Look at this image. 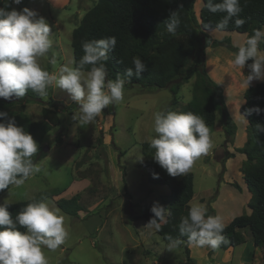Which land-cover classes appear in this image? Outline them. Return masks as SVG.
Returning a JSON list of instances; mask_svg holds the SVG:
<instances>
[{"label": "rangeland", "instance_id": "1", "mask_svg": "<svg viewBox=\"0 0 264 264\" xmlns=\"http://www.w3.org/2000/svg\"><path fill=\"white\" fill-rule=\"evenodd\" d=\"M95 1L27 0L24 5L12 4L17 10L23 7L35 10L49 22L53 44L48 56L40 58L44 69L56 72L60 65L73 66L72 29ZM213 32L212 37L223 39L227 36L236 45H240L244 38L241 39L242 35L236 32ZM158 51L166 49L161 46ZM218 52L221 54L219 58L215 56ZM53 54L57 59L55 67L49 63ZM233 58L232 51L225 47H208L197 66L203 67L213 80H218L225 105L236 124V133L234 137L225 136L221 126L222 115L217 112L211 132L213 148L196 160L189 171L193 174L195 197L202 196L207 202L216 198V214L223 220L226 216L250 211L242 202L250 192L240 174L241 160L245 155L236 150L247 140V124L241 117L244 115L240 106L245 90L241 82L249 69L247 66L243 70L233 67L230 64ZM190 67V71L186 69L172 81L180 82L175 104L168 88H144L138 84L125 86L123 101L105 108L103 116L89 125L79 121V106L55 86L50 87L47 97L23 100L28 116L39 123L32 136L39 146L36 155L44 152L45 156L36 163L42 164L47 172L30 177L20 188L10 186L0 194V204L47 197L57 207V199L79 194L81 210L75 216L58 207L65 216L69 236L57 250L45 249L49 264H213L211 255L220 248L205 247L212 251L204 261L200 247L194 245L190 255V243L187 246L188 258L184 243L168 250L169 241L162 239L155 229L146 228L147 222L132 220L133 215L142 213L150 203L167 206L169 187L149 180L147 169L142 164L146 157L141 145L155 135L154 113L166 109L182 111L192 98L196 73L192 71V65ZM84 72L86 75L87 70ZM188 72L189 77L184 79ZM259 81L254 80L251 85ZM186 95L190 96L187 102ZM50 97L60 118L58 125H49L41 115V108ZM6 101L16 103L19 99L13 97ZM99 138L101 144L98 143ZM253 147L258 148L255 143ZM140 154L143 155L142 160L137 159ZM237 182L246 185L244 192L240 193L232 184ZM191 204L199 203L194 200ZM244 234L245 242L234 247L230 260L223 264H255L251 257L258 249L250 233L245 230Z\"/></svg>", "mask_w": 264, "mask_h": 264}, {"label": "clouds", "instance_id": "2", "mask_svg": "<svg viewBox=\"0 0 264 264\" xmlns=\"http://www.w3.org/2000/svg\"><path fill=\"white\" fill-rule=\"evenodd\" d=\"M0 98L22 99L29 90L47 97L50 87L66 92L69 98L79 106V121L91 124L103 116V110L110 105L119 104L124 99L125 84L135 75L137 79L147 71V65L139 57L132 60L133 67L127 68L123 76L109 79L106 67L108 53L116 47L114 36L82 43L84 55L75 67L60 65L56 72H49L40 64V58L47 57L52 49L51 27L47 19L35 10L23 7L17 10L12 4L20 5L22 0H0ZM207 9L211 13H225L217 23L216 29H226L235 17L236 27L244 25L239 18L242 12L240 0H207ZM182 8V6H181ZM168 34L175 36L182 21L179 10L170 11L163 22ZM264 29H253L252 34L238 45V50L230 64L243 70L249 69L243 87L247 90L254 80H264ZM251 60L252 63L247 62ZM49 63L57 65L55 55ZM91 66L85 75L84 69ZM127 78V79H126ZM183 91V90H182ZM190 99L186 95L185 102ZM259 107L248 109L259 114ZM241 116V115H240ZM245 123L248 121L241 116ZM0 191L10 186L22 187L32 176L47 169L33 160L39 146L33 136L18 126L15 118H8L7 112L0 111ZM259 132L264 126L257 125ZM154 133L149 147L154 149L152 156L167 174L176 177L187 174L196 160L207 155L213 148L211 130L205 119L191 111L182 112L171 109L154 113ZM143 159V155L137 158ZM156 174H154L155 176ZM158 178V177H156ZM9 204H0V264H49L45 249L57 250L68 236L65 216L47 197L33 200L23 207L13 218ZM153 217L146 228L159 231L167 223L170 209L158 202L151 207ZM23 228L25 231H21ZM181 236H187L188 242L197 247L218 249L228 241L223 235L225 223L219 215H208L202 204H193L187 216L181 217L178 225ZM168 250L181 243L168 237Z\"/></svg>", "mask_w": 264, "mask_h": 264}, {"label": "trees", "instance_id": "3", "mask_svg": "<svg viewBox=\"0 0 264 264\" xmlns=\"http://www.w3.org/2000/svg\"><path fill=\"white\" fill-rule=\"evenodd\" d=\"M26 1L23 0L22 4L24 5ZM195 1L96 0L72 29L73 66L75 67L84 55L83 42L114 36L117 40L116 47L108 53V60L105 62L108 78L114 80L118 74L123 76L127 68H134L133 58L139 57L147 65V71L143 72L139 79L133 75L125 86L138 84L144 88H168L172 93V103L175 104L178 101L180 82L172 81L186 69L190 71L192 65V71L196 73L194 93L183 107L182 112L191 111L202 116L211 132L215 127L217 112H219L222 115L221 126L225 136L234 137L236 124L225 105L221 86L207 74L203 67L197 66L203 60L205 49L208 47H225L234 53L238 47L231 42L230 37L218 39L207 33L217 30V23L226 14L211 13L205 6L207 0H202L197 16L194 9ZM240 4L243 10L239 18L245 20L244 25L236 27L234 17L226 29L217 31L236 32L246 35L247 38L252 34L253 29H264V0H240ZM0 7H4L2 2H0ZM175 10H179L182 23L177 34L172 36L166 32L163 22L168 18L170 11ZM161 46H164L166 51H158ZM260 48L264 51V44H261ZM247 63L250 64L252 61L249 60ZM90 67L87 66L84 70L89 71ZM187 77H189V72L183 78ZM25 99H40V96L29 90L26 96L16 103L0 99V111L7 112L8 118L14 117L17 125L32 135L38 129L39 123L32 120L26 113L25 103H23ZM256 107L262 109L259 114L256 112H252L251 115L247 114L248 109ZM240 111L248 121L247 140L244 146L237 147L236 150L245 155L241 164V172L251 193L247 202L250 211L234 216L225 224L223 235L228 242L222 244L219 247L221 249L234 248L244 243L245 230L250 233L255 247L264 246V132L257 130V125L264 126V80L244 90ZM41 115L49 125L60 123L51 97L41 108ZM101 142L99 138L98 143L101 144ZM253 143L258 148L253 147ZM141 146L146 157L142 164L147 169L149 180L169 187V199L165 208L170 209L171 215L168 222L162 224L161 229L156 232L166 241H169L168 237H172L181 241L179 245L184 243V251L189 258L187 246L190 243L187 236L180 235L178 225L181 217L187 216L192 206L190 200L194 193L193 174L188 172L176 177L168 175L166 170L162 169L154 159L152 160L155 150L149 147V142H143ZM44 156L45 153L40 152L33 157V160L36 162ZM232 184L239 188L238 184ZM5 190L0 191V194ZM32 201L33 199H27L7 203L9 204L8 210L15 218L16 214ZM78 201L79 194L76 193L69 198L57 199L55 204L63 212L75 216L81 210ZM152 206L153 203L145 206L142 213L132 216V220L142 219L148 222L153 217ZM207 210L208 215H213L212 208L207 207ZM20 230L25 231L23 228Z\"/></svg>", "mask_w": 264, "mask_h": 264}, {"label": "crops", "instance_id": "4", "mask_svg": "<svg viewBox=\"0 0 264 264\" xmlns=\"http://www.w3.org/2000/svg\"><path fill=\"white\" fill-rule=\"evenodd\" d=\"M201 3H202V0H196L195 1V4H194V9H195V14L198 16V14H199V10H200V7H201ZM208 34H210L211 36H214V32H213V30H211V31H208L207 32ZM242 35V36H241ZM240 36H241V39H242V43H243V41L246 39V37H245V35L244 34H241ZM232 37V36H231ZM232 40V39H231ZM232 43H233V40H232ZM234 45L235 46H238V45H236L235 43H234ZM215 48H219V47H215ZM214 49V48H213ZM227 49V48H226ZM228 50V49H227ZM232 54L234 55L235 53L234 52H232ZM215 56H218V58H219V56H221V54H219V52H218V54H215ZM215 56H213V58L215 57ZM218 58H217V60H218ZM214 62V60L213 61H211V63H213ZM216 82L218 81V80H215ZM261 81V80H260ZM218 83V82H217ZM227 110H228V108H227ZM228 112H229V110H228ZM247 124V123H246ZM244 125L245 124H243V127H244ZM246 126V125H245ZM242 161L243 160H241V163H242ZM240 174L242 175V173L240 172ZM238 175V174H237ZM235 178H237V176L235 177ZM240 179H242V177L240 178ZM244 182V181H243ZM236 183V184H238V186H239V188H237L238 189V191L240 192V193H242V192H244L243 191V189H245V182L244 183ZM250 196H251V193L249 192V193H246V195H245V197L243 198L244 200L242 201V202H244V203H246L247 204V202H248V200H249V198H250ZM195 198V199H194ZM194 200H197V202L200 204H202V205H204L206 208L207 207H210V208H212L213 209V215L215 216V215H217L216 214V208H215V206H214V204H215V202H216V198L215 199H213L212 201H208L207 202V200H205V198H203L202 196H199V197H195V194L193 193V197H192V199L190 200V204H191V202H193ZM192 205V204H191ZM232 205H234V204H232ZM225 217V216H224ZM234 216L233 215H230V216H226V218H225V220L224 221H227V223L233 218ZM224 223H226V222H224ZM226 223V224H227ZM252 238V237H251ZM194 245L193 244H190L188 247H189V249H190V255H192V252H191V248L193 247ZM258 250L256 251V252H254V253H252V257H251V259L253 260V263H255V264H263L264 263V246H262V247H256ZM201 249V250H200ZM200 249H199V251H200V255L201 256H203L204 257V261H206L207 260V254L209 255L210 254V252L212 251V250H209V249H206L205 247H200ZM233 248L232 247H229V248H227V249H221L220 248V250L219 251H214L213 253H212V255H211V259H214L213 260V264H223V263H227L229 260H230V258H231V253L233 252ZM201 251H203V252H201ZM222 252V253H221ZM199 258V260H201V258L200 257H198ZM202 261V260H201Z\"/></svg>", "mask_w": 264, "mask_h": 264}, {"label": "built area", "instance_id": "5", "mask_svg": "<svg viewBox=\"0 0 264 264\" xmlns=\"http://www.w3.org/2000/svg\"><path fill=\"white\" fill-rule=\"evenodd\" d=\"M244 264H247V263H244Z\"/></svg>", "mask_w": 264, "mask_h": 264}]
</instances>
